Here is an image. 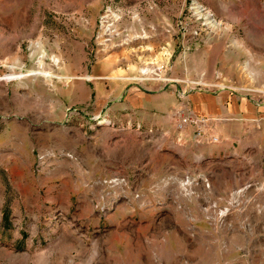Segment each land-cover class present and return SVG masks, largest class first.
<instances>
[{"label":"rangeland","instance_id":"1","mask_svg":"<svg viewBox=\"0 0 264 264\" xmlns=\"http://www.w3.org/2000/svg\"><path fill=\"white\" fill-rule=\"evenodd\" d=\"M195 1L226 28L214 39L208 63L195 62L222 72L227 82H234L228 76L239 66L243 87L264 93V0ZM140 2L148 42L170 40L172 61L184 57L177 24L187 19L189 30L197 27L186 11L191 0H181L177 14L166 18H158L157 0ZM100 14L93 24L83 14L57 15L67 22L75 15L76 26L92 24L89 36L97 49ZM41 26H46V0H0V108L4 99L16 102L7 94L14 80L34 84L36 77L47 79L54 94L60 75L51 69L61 64L46 55ZM161 56L143 59L137 78L144 67L153 71L160 65ZM48 61L55 66L47 69ZM34 92L30 100L17 102L35 106L42 96ZM260 95L254 94L256 103ZM66 114V120L50 122L57 144L34 151L32 172L19 170L15 177L10 174L14 157L8 154L32 152L20 140L34 114L0 112V211L6 214L1 223L0 213V264H264V125L255 127L251 137L243 125L244 135L234 142L238 155L227 152L224 159L193 162L191 145L179 144L170 126L161 135L154 129L113 128L88 119L91 114ZM38 116L42 120L41 112ZM39 154H46L40 167ZM13 201L30 207L27 214L21 210L18 223L10 221Z\"/></svg>","mask_w":264,"mask_h":264},{"label":"crops","instance_id":"2","mask_svg":"<svg viewBox=\"0 0 264 264\" xmlns=\"http://www.w3.org/2000/svg\"><path fill=\"white\" fill-rule=\"evenodd\" d=\"M140 1L145 0H116V2L132 6L140 5ZM180 1L157 0L161 8L157 14L158 18L176 15L177 4ZM103 5L104 0H46V26L38 27V29L41 31L46 29V55L60 59V67L51 69L55 65L48 61L46 68L60 77H57L59 81L56 82L54 94L51 93L47 79L46 82L44 80L38 82L40 81L38 77L34 84L24 81L25 79L14 80L7 84V94L14 96L16 102L9 104L4 99L0 112L8 116L21 115L25 111H30L35 119L31 123L24 124L26 136L19 139L27 146V149L31 148L32 152L26 155L8 154L14 157L11 159V161L14 159V162L10 164L12 176L16 177L19 170H26L27 174H30L35 163L33 152L46 151V148L57 144L56 132L50 122L66 120V111L70 107L80 113L91 114L92 116L88 119L101 115L111 121L113 128L127 129L140 126L144 129L160 131L162 135L163 131L170 126L174 129V133L179 135L172 123L171 114L179 105L177 93L180 85L161 89L157 84L148 85L137 80L138 69L143 59L153 56L156 59L158 55H162L161 61L165 60L162 51L165 42L152 44L145 39L117 48H109L103 52L97 51L92 44L89 31H91L93 19L96 22ZM65 13L88 16L92 24L90 27H83L82 24L76 26L73 21L67 22L62 18L60 21L57 20V14ZM215 38L202 36L186 41L187 51L184 57L180 55L176 61L171 62L169 73V76L175 80L205 79L208 81L217 80V74H221L222 84L229 86V89L225 90H198L189 95L194 113L199 117H208L213 120L206 130L205 137L200 141L193 138L194 127L187 129L188 142L185 136L181 140L178 136L179 144L185 142L186 145H191L193 162L198 159L203 161L214 158L224 159L227 152L238 155L234 142L244 135L243 125L246 124L250 129V137L251 133L255 132V127L264 125V106L256 103L253 93L241 92L239 89L246 83L239 66L234 75L228 76L229 80L234 82H227L228 78L223 77L222 72L215 68L204 67L200 64L201 62L199 64L195 62V59L200 58L206 59L205 63H208L216 49V44L213 43ZM180 44L182 45V42ZM169 46L173 54L174 47L170 40ZM178 63H183L184 66L180 67ZM26 67L27 65L22 66L23 69ZM246 74L251 76L252 73ZM46 78L53 79V76ZM230 83H232L231 86ZM21 90L27 91L20 94ZM34 90H38L42 96L35 106L17 102L20 98L23 101L30 100L35 95ZM50 107H53V111ZM39 112L42 113V120H38ZM212 135L220 136L221 141L210 144L209 139ZM3 207L2 204L1 208ZM10 209L13 211L10 221L14 218V221L18 223L22 219L21 210L24 209L27 214L30 207L22 208L20 202L13 201ZM2 211L1 209V223L6 219V214Z\"/></svg>","mask_w":264,"mask_h":264},{"label":"built area","instance_id":"3","mask_svg":"<svg viewBox=\"0 0 264 264\" xmlns=\"http://www.w3.org/2000/svg\"><path fill=\"white\" fill-rule=\"evenodd\" d=\"M156 5L153 3L149 6L150 9H154ZM189 18L191 17L192 23H197V27L189 30L187 19H181L178 21L177 28L178 32L182 36V50L185 53L187 51L185 47V42L188 41L187 36L192 38H200L203 35L209 37H219L224 34L225 26L216 15L209 10L206 6L200 4L195 0H191L189 7L186 9ZM143 11L140 7L125 5L116 0H104V5L99 17L98 27L94 36V43L97 47V51L103 52L109 48H117L123 45H128L134 41L149 39L151 36L148 31V27L144 24ZM76 16L71 15L68 20H75ZM57 20H61V17L57 15ZM63 20V19H62ZM127 21H131L132 25L129 26ZM135 25V27L133 26ZM153 29V27H151ZM170 30H166L167 33H171ZM165 45L162 47L164 61H160V65L156 66L153 71L147 66L141 69L140 77L137 78L139 82L146 83L148 85L157 84L158 87L168 88L171 85H180L178 91L179 105L171 114L172 122L176 131L179 133L180 140L183 136L186 137L187 129L189 127H194L195 131L193 138L196 141H200L206 135V130L213 121L208 117L197 116L193 109L192 104L189 99V95L194 91L206 90V91H218L229 89V86L224 84H207L205 82H188L172 79L169 76L171 71V62L173 59V54L170 52L169 40L164 41ZM59 63L56 61V64ZM221 74H217L216 79L221 80ZM216 89V90H214ZM241 92L253 93L261 95L258 98L257 104L264 106V93L252 90L250 88H239ZM67 112L77 113L76 109L68 108ZM80 113V112H79ZM92 120H97L99 122H107L112 124L110 120H107L101 115L94 116ZM142 127L137 126V129ZM221 141L220 136L212 135L209 139L210 144H217ZM67 155V154H66ZM46 157V154H39L38 167L42 166L41 162Z\"/></svg>","mask_w":264,"mask_h":264}]
</instances>
